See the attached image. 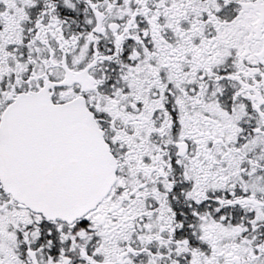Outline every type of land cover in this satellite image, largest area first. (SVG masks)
Returning a JSON list of instances; mask_svg holds the SVG:
<instances>
[{"label":"snow or ice","instance_id":"1","mask_svg":"<svg viewBox=\"0 0 264 264\" xmlns=\"http://www.w3.org/2000/svg\"><path fill=\"white\" fill-rule=\"evenodd\" d=\"M0 264H264V0H0Z\"/></svg>","mask_w":264,"mask_h":264}]
</instances>
